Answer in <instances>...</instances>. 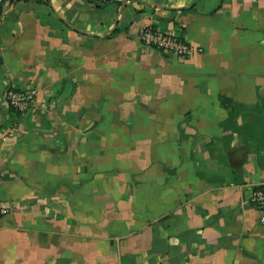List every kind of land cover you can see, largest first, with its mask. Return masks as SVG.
Returning a JSON list of instances; mask_svg holds the SVG:
<instances>
[{
  "label": "crops",
  "instance_id": "obj_1",
  "mask_svg": "<svg viewBox=\"0 0 264 264\" xmlns=\"http://www.w3.org/2000/svg\"><path fill=\"white\" fill-rule=\"evenodd\" d=\"M146 27L194 53L145 47ZM263 184L264 0L5 9L0 264H264Z\"/></svg>",
  "mask_w": 264,
  "mask_h": 264
},
{
  "label": "built area",
  "instance_id": "obj_2",
  "mask_svg": "<svg viewBox=\"0 0 264 264\" xmlns=\"http://www.w3.org/2000/svg\"><path fill=\"white\" fill-rule=\"evenodd\" d=\"M14 0H0V22L4 11L13 4ZM99 6L113 4L116 0H88ZM139 39L147 48L158 50L164 55L188 58L193 50L180 38L166 35L157 30L146 27L139 33ZM37 92L33 89L9 88L5 92V100L9 108L16 114H24L30 111L36 100ZM250 205L261 214L260 223L264 225V184L255 189ZM8 212V207L0 202V217Z\"/></svg>",
  "mask_w": 264,
  "mask_h": 264
}]
</instances>
